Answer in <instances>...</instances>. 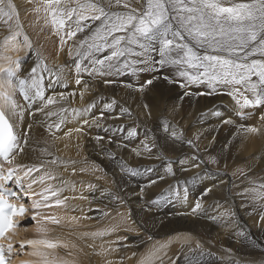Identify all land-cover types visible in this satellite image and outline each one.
Returning a JSON list of instances; mask_svg holds the SVG:
<instances>
[{
	"label": "bare ground",
	"instance_id": "1",
	"mask_svg": "<svg viewBox=\"0 0 264 264\" xmlns=\"http://www.w3.org/2000/svg\"><path fill=\"white\" fill-rule=\"evenodd\" d=\"M4 1L13 12L9 11L10 18L8 10L0 7V15L5 17L4 20L0 17V39L9 32H27L15 19L13 0H0V3ZM22 1L26 0H19ZM47 1L48 5H43L46 0L42 4L25 2L33 7L26 17L33 21L38 13L54 7L55 2ZM79 1L82 0H68L66 7ZM87 1L93 4L85 6L73 18L76 24L73 22L71 31L67 29L70 33L65 30L67 37H60L62 42L59 40L58 45L49 47V61L56 64L61 87L69 85V88L50 94L46 103L32 98L37 90L48 92L55 86H42L35 80L36 68L46 65L37 62L38 57L30 51L27 61L20 65V75L22 80L33 77L38 88L28 79L21 88V80L17 82L13 105L1 100L19 137V152L5 166L18 170L17 175L30 196L27 205L34 208L44 202L32 193L40 178L45 184L54 181L56 188L49 187L54 192L51 199L61 203L49 210V218L55 222L53 226L36 222L32 242L56 240L63 246L74 245L78 250L72 253L78 264H264L263 182H254L255 186L243 187L237 193L233 190L229 197L225 196L228 184L250 170L263 171L261 176L264 175V88L258 89L257 81L246 80L253 73L264 80V0H230L224 15L225 7L217 5L219 0H178L181 6L178 11H169L164 0ZM142 4L148 5L147 14L134 25V12L120 14L122 11L118 10L120 13L115 14L114 11L123 7L141 10ZM65 12L70 18L71 12L66 8ZM169 15L190 43L204 47L208 53L190 48L172 33L154 47L157 52L151 55L149 43L137 37L145 36L149 21L157 22ZM45 18L56 31L57 24L51 14ZM116 31L121 33L117 35ZM120 41L123 44L116 48ZM25 42L28 44L27 35ZM17 47L20 49L21 45ZM103 48L109 49L108 54L102 53ZM210 52L242 58L244 63L234 65H243L252 73L246 71L242 75L228 70L231 68L228 62ZM76 54H80L79 59ZM121 55L125 59L118 61ZM154 56L161 75L168 76V81L154 78L151 63ZM114 62L118 63L117 68L112 66ZM3 65L0 63V68ZM187 67L192 69L191 73ZM135 71L139 74L123 76L125 72ZM171 80L176 84L170 83ZM179 83H184L183 89L178 88ZM239 85L244 88L243 92L238 89ZM188 89L194 92H186ZM101 97H108L109 101L98 110L96 117L84 116L82 121L73 117L72 125L67 123L66 132L59 134L54 113L65 107L92 105ZM114 103L119 104L117 111L111 109ZM24 106H29L30 111ZM227 110L237 116L254 111L256 118L235 121ZM130 122H134L131 132L143 133L137 142L130 137L122 139L105 134V127L111 124ZM167 129L169 134H165ZM83 161L86 164L79 165ZM157 163L163 166L152 176L137 178L128 172L132 167ZM72 180L82 182L75 186L76 197L64 196L68 181ZM171 184L193 193L188 202L178 200L174 204L186 215H173L176 210L173 205L164 209L149 204L154 194ZM70 202L79 205L91 202V214L69 216ZM213 202L220 209L216 213L204 212V207ZM104 204L111 205L106 208L107 213L120 208L104 225L89 231L66 230L97 223ZM42 211L30 212L28 217ZM243 228L256 240H247V231L243 235ZM21 234L22 229L17 236L30 237L28 231L24 236ZM107 235L111 237L104 239ZM151 237L154 241L142 248ZM191 241L209 251H188L184 244ZM32 242L28 243L32 245ZM97 244L99 250H96ZM181 247L187 251L182 252L177 262L176 250ZM25 260L21 256L15 264H27Z\"/></svg>",
	"mask_w": 264,
	"mask_h": 264
},
{
	"label": "rangeland",
	"instance_id": "2",
	"mask_svg": "<svg viewBox=\"0 0 264 264\" xmlns=\"http://www.w3.org/2000/svg\"><path fill=\"white\" fill-rule=\"evenodd\" d=\"M31 1L33 3L41 2L40 4H42L45 0H43V2L41 0H31ZM67 1L68 0H62L63 3L60 4V3H58L60 1L52 0V2H55L54 7L50 6L49 9H45L46 11H43L42 14L38 13L37 16H35V18H34L35 21L34 20L31 21L32 20L31 17H26V14L29 15V13H31L33 11V7L29 6L28 4L25 3V2L29 3V0L22 1V3H20L19 0H13V4L15 7V10H14L15 19L18 20L17 21L18 23L20 22L24 26L25 30L30 34L31 38L29 37L27 32L23 33L21 31H17V32L15 31L16 33L9 32L8 34H5L6 36H2L0 39V63H4V65L0 68V92L4 91L6 93H9L10 95H8V94L7 95L9 97H12V101L7 102L6 105H13V97H14L15 92L17 90V82H20L22 80V76L20 75V69L19 68H20V65H23L27 61L26 56L28 53H30V51H32V52L34 51L35 56L38 57L37 62H39L42 65H46L42 69L40 67L36 68V73H35V77H34L35 80H37L39 82V84L42 86H46V85L55 86L53 89H51L49 91L47 89L48 92H39V94H45V97L42 100L44 103H46V99L50 94L56 93L57 91H59L61 89L66 90L69 88V85L65 86L64 88L61 87V83L59 82V75L57 74V71L55 68L56 64L49 61V57H48V53L50 50L49 47L51 45H55V46L58 45L59 40L62 42V39H60V37H67L66 32H67V34L70 33L69 32V31H71L70 28L74 25V23L76 24V21H74V19L77 17L76 16L77 13L78 12H79V14L82 13L81 10L84 11V7L88 6L90 4L92 5L93 2L88 3L87 0H82V1H79L78 3L76 2V5H74L72 7H71V5H68L66 7ZM4 2L7 4V6H5L6 5L5 3L4 4L0 3V7L1 6L5 7L8 10L7 12H9L10 9L11 10L13 9L6 1H4ZM164 2H165V4L167 3L166 5H167L169 11H173L175 9L178 11L181 9V6L178 4V0H173V1L164 0ZM71 4H75V3H71ZM230 4H231L230 0H219L217 2V5H223V7H221L222 9L225 7L224 11L222 12L223 15L225 14L224 12L227 11L228 5H230ZM43 5H48V1L46 0V2L43 3ZM178 5H179V7H178ZM8 6H10L11 8ZM147 6H148L147 4H142V9L144 11L142 9L136 10L133 7H123L124 9L123 8L116 9V10L114 9V11H116L115 14H118L119 11L120 12L122 11L121 13L119 12L120 14L127 13L125 11H128L130 14L135 13L136 18H134V22H133V25H134V24H136L135 22L137 19L139 20V18L144 17L143 14L144 15L147 14V12L145 11ZM217 7L215 6L214 8L217 9ZM65 8L67 11L71 12L70 18H67ZM133 10H135V11H133ZM10 12H13V11H10ZM10 12H9V17L11 18ZM48 13L51 14L53 21L57 24V30H56L57 32L54 30V28L51 26V24H49V22L45 18L48 15ZM136 13L138 15H136ZM0 17H2L3 20L5 18L2 15H0ZM37 17H39V18H37ZM71 18H72V20H71ZM81 18L82 17H80L78 19H80V21H81ZM42 19L44 20V23L42 22ZM162 21H163V23H162ZM55 23H53V25ZM30 25H32L33 28H31ZM159 25H160V27H159ZM108 26H109V24H108ZM147 27H148L147 28L148 31L146 32L147 34L145 33V36H144L145 38L141 37V39H140V37L138 36L137 39L141 40L142 42L149 43V45H150L149 51H151V53H152L151 55H154L157 52L156 48H154V47L158 46L159 42L162 39H164L167 34L169 35L172 33L177 34L178 37L182 41H184L190 48H192L198 52L208 53V51L204 47H198L197 45L189 42V40L187 39L186 33L179 27V25L177 24V22L175 21V19L171 15L166 16V18H163L157 22L149 21ZM67 29H69V31ZM65 30H66V32H65ZM115 33L117 35H119L121 33V31H116ZM41 34H43V35H41ZM26 35L28 38V44H26V42H25ZM108 39H110V37H108ZM69 43H72L71 40H69ZM17 44L21 45L20 49H18ZM122 44H123V41H120L116 45V48H119V46H121ZM132 46L135 47V45H132ZM141 48H142V46H141ZM152 49H154V50H152ZM108 52H109L108 48L102 49L103 54H108ZM210 54L212 56H221L224 60H226L229 64L228 66H231V68H227L228 70H231L235 73L240 72L242 75L246 74L247 70L245 69V67L243 65L238 66V67H236L234 65V64L244 63V60L242 58L232 57V56L225 54V53L210 52ZM75 56L78 59L80 58V54H76ZM154 57L151 58V63L153 64L152 69L154 72V75H153L154 78H160L163 81H168L169 80L168 76L166 77L165 75H161L160 68L158 66V59L156 56H154ZM260 57L263 58L262 56H260ZM124 59H125V55H121L118 58V61H123ZM117 64H118L117 62H114L112 66L114 68H117ZM51 65L53 67H51ZM155 65H156V67H155ZM186 70H188L189 73L192 72V69H189L188 67L186 68ZM247 72L252 73V71H247ZM157 73H159V74H157ZM132 74H139V72L135 71L134 73H130V74L128 72H125V73H123V76L130 77ZM141 75H139V76H141ZM158 75H160L161 77ZM26 77L29 81L33 82V85L35 84L33 77H31V76H26ZM262 77H263V75H262ZM96 79H98V81L100 80L99 78H96ZM246 80L250 81V82L251 81H257L258 89L264 88V80H262L260 75L257 73H253L250 77H248V79L246 78ZM170 83L176 84L175 80H173V81L171 80ZM183 84L184 83H179L178 88L183 89ZM133 86L134 85H132V87ZM15 88H16V90H15ZM238 89H240L243 92L244 88H242V85H239ZM191 91L194 92L193 89L192 90L188 89V91H186V92H190V94H191ZM204 92L206 93V91H204ZM212 92L217 93L215 91H211V93ZM39 94L38 95L36 93L32 94V98L37 99ZM3 101H4V99H3ZM108 101H109L108 97H101L98 100H96L95 103L92 105L88 104V105H82V106H76V107H65L64 109L54 113L53 114L54 123H56L60 127L59 134H63L64 132H66V130L68 129V125H66V124L67 123L71 124V122L73 121V117H75L77 120H81V121L83 120L84 116H86L87 119H91V118L96 117L98 110L100 108H102L103 105L107 104ZM4 103H5V101H4ZM111 105H112L111 109L113 111L118 110V108H119L118 103H114ZM24 107L26 108L27 111H30L29 106H24ZM263 109H264V107H263ZM227 111H228V115L231 116L235 121H244L247 117H253L254 119L256 118V112H254V111L249 113V114L240 115V116H237L235 113H233L230 110H227ZM133 124H134V122L111 124V125L105 127L106 128L105 134H107L108 136H111V137H114V136L120 137L122 139H125V137H130V138H132L133 142H137L143 137V133H141L139 131H138V133L131 132L130 129L133 126ZM159 126H161V125H159ZM159 126H157V127H159ZM169 133H170L169 129L165 130V134H169ZM102 139H103V137L101 136L100 140H102ZM108 141L110 142L111 139ZM192 145L194 146V143H192ZM198 156H196V157L198 158ZM85 164H86V162H84V161L79 163V165H81V166L85 165ZM162 166H163V163H157V164L151 165V166H136V167L129 168L128 172L131 174L132 177L143 178V177H147V176H152L154 173H156L158 170H160L162 168ZM36 170H38V169H36ZM36 170H34L33 173H35ZM250 171L247 174L243 175L242 178L238 177L235 180L236 182L233 181V182H230L228 184V186L226 187V191H225L226 197H229L232 194L233 190H234L233 193H237L243 187L255 186L253 184L254 182H261V183L263 182V185H264V175L261 176V172H263V171H254V172L252 170H250ZM31 174H32V172H30L28 174L29 179H30ZM258 175H260V177H257ZM53 183H54V181L52 182V180L48 181L47 184H49V185H48V187L46 186L47 187L46 188L44 186L47 184H45L44 179L41 180V178H40L39 185H37L35 188H33L35 190L32 189L33 190L32 193L35 192L33 194V197L36 196L39 199H37L36 197H35V199H37L39 201L43 200L44 202H42V204L36 205L34 208L30 207V212H33V211L35 212L37 210L38 211L43 210V211L41 213L34 215V217H31L30 219L26 220L24 222L25 226L22 229V234H21L22 236H24V234L27 233V231L30 232V237L24 238V241H25L24 247H23L22 251L20 252V257L25 256V258H26L25 261L27 264H29V263L47 264L49 262H51V264H78L79 263L76 260V258L73 257L74 253H72V252L76 251V249H77V247H75L74 245L71 246L68 243V246H63V244L57 243L56 240H52V241L50 240V241H48V243L37 242L36 244H34L31 240L34 237L35 229H33V227H35L36 222L41 223V225L42 224H48L50 226H53L55 224V222H53L49 218V216L51 215V212L49 210L55 206L60 205L61 203L56 202L55 200L51 199L54 195V192L50 191L49 187H50V189L56 188V186L53 185ZM79 183H82V182L80 180L68 181V187L66 188V190L64 192V196L69 195L70 197H76L75 186ZM232 184H233V186H232ZM50 185H52V186H50ZM37 188H38V190H37ZM261 189L263 190L262 191V194H263L264 193V186L261 187ZM88 195H89V193L87 194V196ZM192 197H193L192 192H189L187 189H184L180 186H175V185L171 184L169 186H164L161 190H159L156 194H154L152 196L153 199L149 202V204L152 206H156V207H163L165 209L169 206H172V205L174 206V204L178 200H183L184 202H188ZM29 201H30V196L28 194V197H27L28 205H29ZM70 205H71V211L69 212V216H74V215L80 214V213H85L88 216L91 214V211H92V209H91L92 203L91 202L88 203L87 205H84V204L79 205V204H74V203L70 202ZM175 206H174V209H176V210H174L173 215H178L179 213L185 214L182 212L183 210L178 211L177 206L176 207ZM215 206H216L215 202H213L211 204H207L204 207V212L209 211L212 213L213 212L216 213L220 209V206H217V207H215ZM107 207H111V205H109V204L103 205L102 214L98 215L99 217L96 218L97 220H98V218L100 220L97 223H95L94 225H91V226H80V225L79 226H72L66 230H68L70 232L71 231L72 232H75V231L79 232V231H84V230L89 231V230H93L95 228H98V227L104 225L120 209V208H114L109 213H107V209H106ZM171 213H169V214H171ZM169 214H167V216H169ZM31 227H32V229H31ZM243 229H244V232H243V235H244V233H245V231H247V229L246 230H245V228H243ZM31 230H33V231H31ZM248 232L249 231H247V234L245 233V238L249 241L256 240L253 237L251 238V236H250L251 234H249ZM116 235L118 236L119 233H117ZM109 237H111V236L107 235L104 237V239L109 238ZM137 238H140V235H138ZM37 240L40 241L42 239H37ZM29 241H31L33 244L31 245V243H28ZM45 241H47V240H45ZM152 241H154V239H152V237L147 239L146 244H143L142 248H144L145 245L146 246L150 245ZM99 242L100 241L98 240V244H99ZM98 244H97L96 250H99ZM184 245L186 247H188V251H190L192 253H195L199 250L209 251L208 249H206L202 245H200L198 243L196 244V242H193V241H191L189 243H185ZM263 248H264V246H263ZM186 251H187V248H183V247L176 250V252H177L176 255H178V257L176 259L177 262H178V260H180L182 258V255ZM182 252H184V253H182ZM47 253H48V255H47V259H46ZM68 256H71V259H67ZM163 257L164 256H162V259H163ZM263 257H262V255L260 256V258H263ZM164 258H166V257H164ZM231 259H233V258L231 257ZM50 260H53V261H50ZM164 264H166V263H164ZM184 264H187V262H185Z\"/></svg>",
	"mask_w": 264,
	"mask_h": 264
}]
</instances>
